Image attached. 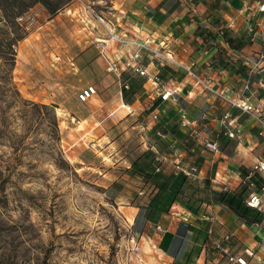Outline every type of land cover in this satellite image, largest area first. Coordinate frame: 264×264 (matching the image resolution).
I'll list each match as a JSON object with an SVG mask.
<instances>
[{
	"label": "rangeland",
	"instance_id": "374dc122",
	"mask_svg": "<svg viewBox=\"0 0 264 264\" xmlns=\"http://www.w3.org/2000/svg\"><path fill=\"white\" fill-rule=\"evenodd\" d=\"M45 1L56 8L66 0ZM35 6L17 17L22 22L7 19L10 25L0 10V40L17 35L11 23L27 33L13 76L29 101L15 95L10 64L0 56V170L9 177L0 181V246L7 263L203 264L193 244L176 261L134 232L124 207L131 196L143 197L146 176L158 181L162 165L137 118L117 111L121 96L110 89L121 85L113 73L105 71V91L86 104L78 100L83 88L96 85L74 62L93 46L99 25L82 23L74 12L57 26L47 24ZM125 80L131 91L124 97L132 102L144 81ZM201 247L211 262L207 239Z\"/></svg>",
	"mask_w": 264,
	"mask_h": 264
},
{
	"label": "crops",
	"instance_id": "0c3cea01",
	"mask_svg": "<svg viewBox=\"0 0 264 264\" xmlns=\"http://www.w3.org/2000/svg\"><path fill=\"white\" fill-rule=\"evenodd\" d=\"M82 1L112 19L120 35L167 40L182 60L196 59L202 67L200 73L213 82L221 95L206 93L184 73L165 67L162 72L169 81L167 87H179L181 92L175 99L162 101L159 90L136 78L144 81V89L128 102L136 110L131 117L140 122L146 145L151 147L157 143L151 150L161 160L164 182L170 179L162 198L170 195L174 177L181 174L176 170L177 163L196 165L199 175L196 182L187 180L185 190L169 206L163 201L167 206L161 209L136 208L133 203L137 195L131 196L124 208L132 216L134 232L161 247L176 261L179 260L171 253L178 251L175 240L181 239L187 245L180 246L179 252L188 256L193 244L203 264H226L221 253L227 259L233 256L245 259L247 264H264V173H254L255 187L248 194V197L252 193L261 196L262 222L241 219L217 197V193L239 190L254 166L264 160L263 129L251 115L231 104L245 99L253 104L264 101V61L258 73L252 75L249 61L264 53V15L257 12L258 2L262 0ZM35 8L45 12L47 24L57 26L65 15L73 12L82 23L88 22L76 0H66L53 14L40 4ZM221 30L228 32L232 39L240 40L242 48H232L220 35ZM201 32L208 39L205 40ZM97 36L98 33L94 38ZM183 47L189 48L185 55ZM74 63L88 71L89 80L98 92L105 91L107 66L99 55L96 39L93 46L81 51ZM208 65L212 66L211 70ZM149 69L153 70V66ZM248 82L251 90L245 91ZM110 91L121 96L117 84H111ZM228 113L230 117L225 119ZM153 114L159 115L158 122L152 120ZM156 129L168 134V139L156 138ZM195 131L200 133L199 137ZM230 133H236L235 138L232 139ZM203 140L216 142L218 148H206ZM244 171L248 173L246 178L242 176ZM152 196L148 191L146 201ZM150 211L155 212L151 220ZM226 237H230L229 241ZM206 239L210 246L208 252H214L211 262L201 247ZM219 244L224 248L218 249Z\"/></svg>",
	"mask_w": 264,
	"mask_h": 264
},
{
	"label": "built area",
	"instance_id": "2783aa9c",
	"mask_svg": "<svg viewBox=\"0 0 264 264\" xmlns=\"http://www.w3.org/2000/svg\"><path fill=\"white\" fill-rule=\"evenodd\" d=\"M80 3L82 10L87 16L88 22L95 21L99 25L98 36L96 37V43L99 47V55L106 63V71L113 73L121 85V103L117 111H124L129 116H134L136 114L135 108L128 103L124 98V92H130L131 86L125 80V76L130 78H140L145 80V82L155 89L159 90L160 98L162 101H169L175 99L176 96L181 92V89L176 86L167 87V81H164L161 77L162 68L169 67L174 69L176 72H182L187 77L195 81L197 87H200L204 92L211 94H218L213 82L204 75L200 73L201 65L196 59H190L189 61L182 60V57L178 55L172 49L171 43L167 40H156L152 37H124L116 32V26L112 19L106 18L99 14L91 4L83 2L82 0H76ZM257 12L264 15V0L259 1L257 5ZM19 22L24 21V17H19L17 19ZM223 31H220V35H223ZM189 51L188 47H183L184 55ZM251 75L257 74L260 69V65L264 61V53L259 55L258 59L251 58ZM153 66V70L149 67ZM208 69H212V66L208 65ZM169 82V81H168ZM250 89V83L246 84V89ZM98 95V90L94 85H88L83 88L78 94V100L82 104H86L94 99ZM232 107L251 115L254 120L261 126L264 131V101H259L256 104L248 102L245 100H239L231 102ZM115 112L111 113L110 117L114 116ZM228 113L225 119L229 118ZM152 120L158 122L159 115L153 114ZM183 127V126H182ZM184 128V127H183ZM196 136H200L198 131H195ZM236 133H230V137L235 138ZM155 137L167 140L168 134L163 133L160 129L155 130ZM204 145L208 149L216 150L218 144L216 142L203 140ZM157 143L154 142L151 147H156ZM158 161H161L157 157ZM176 170L183 174L186 179L190 182H196L199 175V169L196 165H184L182 163L176 164ZM156 171H160V167H157ZM254 173H264V160L259 161L254 166L252 173L247 177L244 184H247L249 189L252 190L255 187L252 181ZM140 196L144 193L141 191ZM247 205L250 208L262 211V201L261 196L258 193H252L247 198ZM230 237H226L225 240L229 241ZM222 244L218 245V249H223ZM249 254V253H248ZM251 255V254H250ZM228 264H247V261L243 258L228 257Z\"/></svg>",
	"mask_w": 264,
	"mask_h": 264
},
{
	"label": "trees",
	"instance_id": "16d2710c",
	"mask_svg": "<svg viewBox=\"0 0 264 264\" xmlns=\"http://www.w3.org/2000/svg\"><path fill=\"white\" fill-rule=\"evenodd\" d=\"M37 4L43 5L47 10H49L52 14L55 13V8H52L50 4L45 0H0V10L5 14V21H7V25H10V22L7 19H17L18 16L23 15L27 11H29L32 7H34ZM13 24V27H15L17 31V35L14 37H6L2 38L0 40V56L3 57V60L8 61L9 68L7 70L8 75V82L11 85V87L14 89L15 95L22 99L20 90L18 89L15 81L13 72L16 67L17 62V46L20 41L24 40L27 37L26 31L22 30L17 24ZM11 27V26H10ZM223 37L225 41L234 49H241L242 44L240 40H234L232 39L228 32L223 31ZM201 36H203L206 39L207 36H204L203 32L200 33ZM235 41L237 42L235 44ZM161 77L164 81H168L166 79V76L163 75V72L161 71ZM126 94V93H125ZM125 98V97H124ZM126 100V99H125ZM25 101V100H24ZM127 101V100H126ZM29 102V101H25ZM128 102V101H127ZM41 107H46L44 105H41ZM47 108V107H46ZM174 131V130H173ZM163 169H160V172L158 175H155L157 177L158 181L153 182L151 184L152 179L146 176V187L143 191L144 195L143 197H136L133 206L136 208H140L141 210L143 208L153 207L154 209L158 208L161 209L164 206H167L166 204H162L163 201L165 203H168V206L173 203L175 198L181 194L186 186L187 179L183 174H179L177 177H174V188L169 196L163 197V194L165 193V190L167 189L169 185V178L164 182L163 184L159 183V180L161 179L163 175ZM247 171H244L242 173V176L246 178ZM9 180L8 175L2 170H0V181L7 182ZM252 181H254V177L252 178ZM255 182V181H254ZM152 186L151 188H149ZM146 189L149 191V194L154 195L152 196V199L150 198L149 201H146L145 195ZM249 187L247 184H243L241 188L237 191H226L217 193V197L220 200L222 204L227 206L229 209H231L235 214H237L241 219L245 221H249L251 223H260L263 220V214L258 211L257 209L250 208L247 205V197L249 194ZM154 211H150L149 214V220L152 219ZM187 245V243H183L181 239L175 240V245L178 247V251L176 253H171V256H174L177 260H180L183 256L184 252L180 251V246L183 247ZM0 264H10L7 263L5 255L3 253V248L0 246Z\"/></svg>",
	"mask_w": 264,
	"mask_h": 264
}]
</instances>
